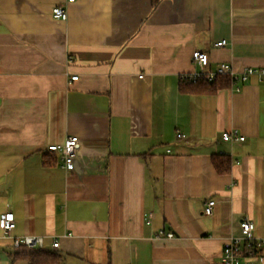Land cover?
Masks as SVG:
<instances>
[{
    "label": "crops",
    "instance_id": "obj_1",
    "mask_svg": "<svg viewBox=\"0 0 264 264\" xmlns=\"http://www.w3.org/2000/svg\"><path fill=\"white\" fill-rule=\"evenodd\" d=\"M195 50L206 71L264 67V0H0V216H15L0 264H29L13 248L25 235L60 264H224L243 218L264 237V77L183 92ZM71 135L67 170L48 147Z\"/></svg>",
    "mask_w": 264,
    "mask_h": 264
},
{
    "label": "built area",
    "instance_id": "obj_2",
    "mask_svg": "<svg viewBox=\"0 0 264 264\" xmlns=\"http://www.w3.org/2000/svg\"><path fill=\"white\" fill-rule=\"evenodd\" d=\"M68 2H73L75 0H67ZM52 18L56 20H66L68 18V13L64 6L56 5L51 11ZM227 44L225 39L216 42L214 45L216 47H222ZM193 61L200 66L199 71H195L191 74L182 76V78H187L193 81L204 79L206 81H214L218 76H228L231 79L232 84L235 83H246L253 76H256L259 80L264 77V67H253L247 66L244 69L237 71L234 67L226 62L218 64L215 70L206 71L205 68L209 64V56L207 53L195 50L192 55ZM72 80L78 79L77 75L71 76ZM240 86H236V90H239ZM179 137L183 134L179 133ZM222 139L225 141L232 140H244L237 129H231L225 131L222 134ZM79 145L78 136L71 135L68 136L62 144H51L48 149L50 151L58 152L62 162V166L67 170H74L76 166V156L77 148ZM216 199L210 198L205 206V214L211 215L213 208L216 205ZM242 234L239 236L231 237L227 240L222 247V259L224 264H256L253 261L255 254L264 248V237H256L254 235L255 225L254 223L247 219H241L239 223ZM15 228V216L12 211H6L0 216V229L4 235L10 234ZM159 236L165 235L168 238L175 236L173 232L165 233L160 230ZM53 248L59 247V241L55 240L53 242ZM21 247L27 248H42L44 247V238L37 235H25L22 237H15L13 239V248L16 250Z\"/></svg>",
    "mask_w": 264,
    "mask_h": 264
},
{
    "label": "trees",
    "instance_id": "obj_3",
    "mask_svg": "<svg viewBox=\"0 0 264 264\" xmlns=\"http://www.w3.org/2000/svg\"><path fill=\"white\" fill-rule=\"evenodd\" d=\"M161 0H151L152 7L155 8ZM231 79L228 76H218L214 81L200 79L193 81L187 78L180 80V90L189 93H214L219 89L229 87ZM54 152L55 151H51ZM213 164L219 174L229 173L232 167V159L227 154H215L212 156ZM15 256L25 259L29 264H60L61 258L46 248L16 249Z\"/></svg>",
    "mask_w": 264,
    "mask_h": 264
}]
</instances>
